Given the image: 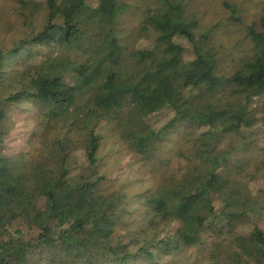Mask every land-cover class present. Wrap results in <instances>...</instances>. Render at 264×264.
Returning a JSON list of instances; mask_svg holds the SVG:
<instances>
[{
    "label": "trees",
    "instance_id": "obj_1",
    "mask_svg": "<svg viewBox=\"0 0 264 264\" xmlns=\"http://www.w3.org/2000/svg\"><path fill=\"white\" fill-rule=\"evenodd\" d=\"M20 1L29 34L0 48V264L264 262V18L248 33L252 51L221 74L215 27H202L183 0H145L139 9L142 31L154 36V59L144 58L148 50L124 49L118 24L131 5L122 0ZM29 3L34 9L27 11ZM32 11L42 16L34 33ZM36 43L53 54L40 61L24 54ZM156 44L177 51L165 56ZM34 62L40 87L31 78ZM157 82L165 90L156 106L148 105L147 89ZM23 102L43 114L45 132L72 127L74 134L56 141L45 163L65 161L74 151L73 168L61 174L45 164L9 168L8 112ZM228 130L246 137L219 158L220 133ZM169 133L178 135L166 148ZM107 142L136 165L160 168L151 184L138 189L106 172ZM231 153L236 160L228 164ZM101 182L111 184L108 193L61 209L66 196ZM139 209L135 238L114 232L102 246L86 236ZM212 225L220 238L204 231Z\"/></svg>",
    "mask_w": 264,
    "mask_h": 264
},
{
    "label": "rangeland",
    "instance_id": "obj_2",
    "mask_svg": "<svg viewBox=\"0 0 264 264\" xmlns=\"http://www.w3.org/2000/svg\"><path fill=\"white\" fill-rule=\"evenodd\" d=\"M123 3L131 5L129 12L125 13L119 20L118 29L120 31V39L124 45V49L130 48L132 50H148L144 53V58L154 59L155 53L152 51L154 46V36L150 32L142 31V18H138L139 9L145 10L148 1L145 0H122ZM190 7L188 14L194 16V20L198 21L204 28L215 27L214 43L219 51V61L217 64V72L224 73L229 71L232 66V61L239 57L249 54L253 45L250 41L248 33L251 29L258 31L259 21L264 18V0H186ZM28 6V5H26ZM25 6V7H26ZM33 8L34 3H29L28 10ZM23 8L22 1L18 0H0V48H8L13 40L25 38L29 34V29L24 25V20L19 16V11ZM232 8L236 10L234 17L231 16ZM34 9V8H33ZM35 11V10H34ZM33 12V11H32ZM42 21V16L33 12L30 20V25L34 32H38L39 25ZM31 34V32H30ZM39 43V42H38ZM37 44V43H36ZM34 44L33 46L24 49V54L33 53V59L36 61L44 60L46 56L53 51V48L40 46L41 44ZM167 45V48H166ZM155 48L162 55L168 56L177 51L176 46L168 44H156ZM53 54V52H52ZM66 56L63 57L65 59ZM13 58L12 62L16 65L19 61ZM38 63L30 67L31 78L37 86L42 85V80L39 77ZM63 65V61H61ZM31 65V64H30ZM146 102L148 105L155 104L161 98L165 90V84L155 83L151 88L147 89ZM69 89L64 92V95H69ZM216 97L222 99V93L216 92ZM8 119L12 120L11 132H9L6 142L5 153L7 155V164L10 169L14 170L19 165H39L45 164L46 167L56 173L61 174L67 169L74 167L76 156L74 151L71 156L65 161L56 163H45L46 152L56 143V141L72 136L74 131L72 127L66 125L61 128H50L46 131V120L41 112H39L32 103L23 102L19 105H12L8 112ZM43 134V136H42ZM178 133L168 134L165 137L163 145L169 148L172 140L176 141ZM246 135L240 132L235 134L232 130L222 131L220 133V140L222 142V150L218 153L219 158L224 157L228 147L244 141ZM108 143V142H107ZM118 146L112 142L104 148V158L108 162L109 167H105L106 172H112L117 176V181L124 185L138 184L136 188L149 186L151 180L157 176L160 168L150 166L144 168L141 165H136L133 160L126 156H120L114 152ZM264 152V147L259 148ZM73 153V154H72ZM236 160L234 154H229L226 158V163L233 164ZM16 179V176L13 180ZM116 181V182H117ZM137 182V183H135ZM14 184V183H13ZM111 184L106 182L98 183L97 186L74 193L71 196H66L65 204L62 210H71L74 204L83 203L94 197L97 194H105L110 191ZM132 187V186H131ZM130 187V188H131ZM130 192H133L129 189ZM14 207V204H11ZM140 211H133L130 214L123 215L120 218L107 220L102 224L92 229L86 236L92 239L95 243L102 246H108L110 236L114 232L126 234L130 238H135L139 233L140 220L143 209ZM233 226V225H232ZM230 226V228H232ZM248 229V222L244 224ZM204 231L215 238H220L222 233L217 226L205 228ZM38 264H50L46 260L40 261ZM199 264H211L208 261ZM255 264H264L258 258Z\"/></svg>",
    "mask_w": 264,
    "mask_h": 264
}]
</instances>
